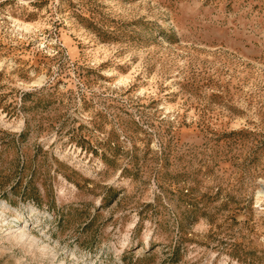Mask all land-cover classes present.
<instances>
[{
    "label": "rangeland",
    "instance_id": "1",
    "mask_svg": "<svg viewBox=\"0 0 264 264\" xmlns=\"http://www.w3.org/2000/svg\"><path fill=\"white\" fill-rule=\"evenodd\" d=\"M0 264H264V0H0Z\"/></svg>",
    "mask_w": 264,
    "mask_h": 264
}]
</instances>
